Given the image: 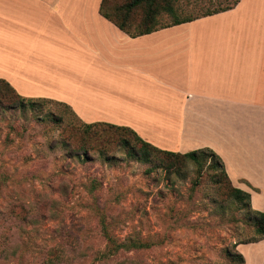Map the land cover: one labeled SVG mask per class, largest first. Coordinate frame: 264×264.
<instances>
[{"label":"crops","instance_id":"obj_1","mask_svg":"<svg viewBox=\"0 0 264 264\" xmlns=\"http://www.w3.org/2000/svg\"><path fill=\"white\" fill-rule=\"evenodd\" d=\"M102 1L0 0V80L163 151L211 149L264 213V0L135 38ZM239 253L264 264V240Z\"/></svg>","mask_w":264,"mask_h":264},{"label":"rangeland","instance_id":"obj_2","mask_svg":"<svg viewBox=\"0 0 264 264\" xmlns=\"http://www.w3.org/2000/svg\"><path fill=\"white\" fill-rule=\"evenodd\" d=\"M132 1L106 0L105 10ZM234 2L171 0L175 15L155 26ZM146 10L132 9L133 26ZM17 100L0 84V264H242L240 247L259 235L215 159L142 162L121 145L128 134L86 128L55 102Z\"/></svg>","mask_w":264,"mask_h":264},{"label":"trees","instance_id":"obj_3","mask_svg":"<svg viewBox=\"0 0 264 264\" xmlns=\"http://www.w3.org/2000/svg\"><path fill=\"white\" fill-rule=\"evenodd\" d=\"M162 1V4L161 2ZM240 0H235V2L224 9H221L219 11H213V12H207L203 15L194 17V18H189L185 20H180L176 21L173 24H170L168 26H163L160 28H156L155 23L157 18L162 14V13H167L169 15H175V10L173 8V5L171 4V0H133L130 4L126 5L125 7L121 8H114V14L111 15L105 10V5H106V0L102 1V4L100 6V13L101 15L115 24L121 31L125 32L129 36L135 38L138 36L150 34L154 31H157L159 29H163L169 26L173 25H179L182 23H188L193 20L206 17L209 15L217 14L219 12L223 11H228L232 8H234ZM144 5L146 7V14L144 16V19L138 26H133L130 18V12L132 9L136 6H141ZM118 14L121 15V17H118ZM0 84H4L7 86L10 90L16 94V92L12 89V87L4 80H0ZM17 95V94H16ZM4 97L8 100H10L6 94ZM18 100L16 102H12L10 105L17 107L19 109H24L27 101L30 99L23 98L19 95H17ZM50 101V100H47ZM54 102V101H51ZM58 103V102H55ZM61 105H64L62 103H58ZM66 108H69L68 106L64 105ZM70 109V108H69ZM71 110V109H70ZM72 111V110H71ZM73 112V111H72ZM74 113V112H73ZM76 116V115H75ZM55 122H60L62 120V117L54 115L53 116ZM77 117V116H76ZM84 124V123H83ZM86 128H91V127H102L104 128L103 130L105 133L109 131L112 135H117V134H128L131 136V139L125 137H121V145L125 147L126 149L129 150V155L136 158L137 160H140L142 162L148 163L153 156L156 155H165V156H175L179 157L181 159H185L188 161H191L193 163L199 164L201 163L204 159L210 158V159H215L217 161V166L219 169H221V172L225 175L227 181L232 187L233 190V197L237 201H246L249 205L250 211L252 213L251 220L255 225L256 228V233L259 235L258 239L255 242H259L264 240V213L261 212H255L251 208V195L243 190L235 188L227 173L225 170V166L221 158L211 149H200L196 151H191L185 154H180V153H173L169 151H163L161 149L156 148L152 144L144 141L133 129H130L128 127H121V126H116L108 123H95V124H84ZM26 220V219H25ZM18 230H21V226H17ZM241 261L242 264L245 263L244 258L241 254L237 255ZM7 257H1V260L3 261Z\"/></svg>","mask_w":264,"mask_h":264}]
</instances>
